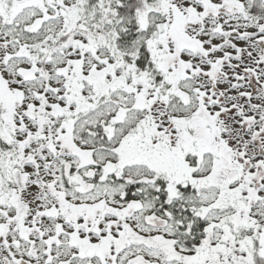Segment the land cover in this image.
Wrapping results in <instances>:
<instances>
[{"label":"snow or ice","instance_id":"1","mask_svg":"<svg viewBox=\"0 0 264 264\" xmlns=\"http://www.w3.org/2000/svg\"><path fill=\"white\" fill-rule=\"evenodd\" d=\"M0 264H264V0H0Z\"/></svg>","mask_w":264,"mask_h":264}]
</instances>
